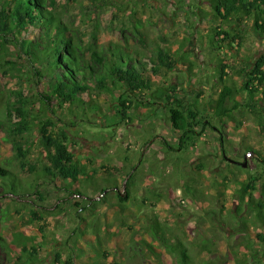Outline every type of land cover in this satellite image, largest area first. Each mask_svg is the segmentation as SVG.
<instances>
[{"label":"rangeland","instance_id":"374dc122","mask_svg":"<svg viewBox=\"0 0 264 264\" xmlns=\"http://www.w3.org/2000/svg\"><path fill=\"white\" fill-rule=\"evenodd\" d=\"M211 4L212 0H48L49 9L76 31L87 52L106 51L118 44L155 60L159 48L174 60L180 55L188 60L163 69L151 88L130 96L120 97L125 90L119 89L102 94L93 90L84 100L99 104L102 109L97 113L84 116L79 102L59 107L52 101L56 113L39 112L33 131L26 135L30 167L25 172L13 148L17 137L0 128V157L11 160V168L22 178L38 179L37 174L52 166L40 133L41 125L48 123L49 132L84 167L80 183L109 180L112 188L120 185L123 196L127 190L130 193L125 212L112 205L118 198L116 190H111L97 205L95 216L79 212L86 218L83 221L75 217L72 206L81 196L64 188L72 181L53 177L51 182L49 176L48 183L39 187L45 201L33 196L37 215L31 213L33 201L9 199L1 204L9 213L8 245L0 247V264H69L71 259L75 264H176L181 254L178 240L187 245L191 264H264V224L253 207L242 205L241 209L240 204L242 186L253 177L258 179L250 192L256 201L264 202V75L257 71L264 57V38L256 33L252 18H202L199 7L211 11ZM214 29L232 31L224 37L221 50L211 44V39L223 38ZM31 37L23 34L22 38ZM7 47L10 60L18 65L0 68V116L5 115L7 100L23 92L34 102L33 96L44 92L49 83L36 75L39 64L22 44ZM221 67L226 70L224 83L237 89L232 103L237 100L240 106L234 122L213 117L212 105L222 89ZM260 70L264 71V65ZM170 94L182 99L198 119H210L219 129L203 131V125H197L196 130L203 132L200 136L186 140L183 149L167 148L164 140L178 148L181 135L169 120ZM219 131L226 138L223 145ZM245 161L247 167L240 164ZM84 190L90 197L101 198L92 186ZM155 216L176 239L170 243L173 251L153 239L150 225ZM19 231L37 236L36 250L23 251V244L14 240ZM141 239L157 246L160 258L139 244ZM97 249L108 256L97 257Z\"/></svg>","mask_w":264,"mask_h":264},{"label":"trees","instance_id":"16d2710c","mask_svg":"<svg viewBox=\"0 0 264 264\" xmlns=\"http://www.w3.org/2000/svg\"><path fill=\"white\" fill-rule=\"evenodd\" d=\"M211 5V11L199 7L202 18L213 17V19H217L221 17L224 21H228L233 15L237 16V21H241L244 17L252 18L256 33L264 38V0H212ZM214 32L218 36L223 35L222 40H217V42L211 39V44L221 50L225 46L224 37H228L232 34V31L214 29ZM23 34H33V37L24 39L22 38ZM233 39H238V36ZM9 44L17 48L19 44H22L26 48V53L32 55L35 62L39 64L38 67L36 66V75L40 78H47L49 82L44 92L33 96L34 102L32 98L26 97L23 92L19 98L7 100L4 104L5 115L0 116V128H6L8 134L17 137L13 141V148L17 150L16 157L23 172L29 170L30 167L26 159L27 150L24 145L26 135L33 131L40 117L39 112L49 114L51 110L56 113V110L50 104L52 101L58 102L59 107L65 104L72 106L79 102V104H83L82 112L84 116H87L90 112L97 113L102 109L101 106L94 100L88 103L84 100V97L90 96L93 90H98V94H102L105 90L114 93L119 89L125 90V93H122L120 97L123 94H129L130 96L142 89L151 88L153 79L160 75L163 69H174L179 60H188L187 57L182 55L178 57L179 60H174L163 48L158 49L157 60H155L152 56L143 54L132 47L118 44H111L106 51L95 49L92 52H87L82 38L78 36L76 31L49 9L48 0H0V68L14 66L12 68L15 69L18 63L10 60L11 55L6 52ZM228 44L232 46V43L228 42ZM263 65L264 57L258 62L257 66V71L264 75V71L260 70ZM218 72L222 89L212 105L213 117L218 120L226 119L234 122V113L240 106L237 100L232 103L237 89L224 83V74H226L224 67H221ZM172 98L175 100L173 103ZM168 101L169 120L175 131L181 132L178 148H174L167 143V140H164V145L170 150L183 149L186 140L200 136L203 132L196 130L197 125H203V131L219 129L210 119H198L197 113L188 109L184 101L178 96H168ZM36 103L40 104L38 108ZM128 103L131 102L128 101ZM122 105L126 108L130 107L127 106L126 102H122ZM49 119L50 117H48L47 122H49ZM82 121L86 120L82 119ZM47 124L43 123L41 125L40 133L44 146L52 158V166L46 167L42 173L37 174L38 179L29 181L22 178L17 171L11 168V160L9 162L3 161L0 157V247L8 245L5 231L9 213L8 207L2 208L1 204L9 199L30 202L33 201L35 195L40 201H45L46 198L40 192L39 187L44 183H48L46 178L49 176L52 177L51 182L55 181L54 178L72 181L65 183L64 188L69 194L81 196L80 202L72 203V206L76 207L75 217L83 221L86 218L79 212L87 211L95 216L97 205L106 199L111 190H116L115 193L118 198V203L112 205L117 206L121 212H125L126 203L130 200L129 190L123 196L120 193V185L119 187L116 185L117 189L112 188L109 180H105V184L92 179L80 183L79 177L81 173H84V167L76 163L72 152L67 149L62 141L57 140L49 132ZM72 124H75V122H72ZM220 138L223 145L226 142L223 132H220ZM248 149L254 150L253 148ZM262 160L264 161V158ZM257 179V177H253L254 181ZM253 180L244 183L242 186L241 209H243L242 205L253 207L257 220L264 224V202L256 201L252 192H250L255 183ZM91 186L95 191L100 192L101 198L88 196L87 191L84 189ZM33 204L35 206L31 209V213L37 215L38 212L35 209L37 204L35 201H33ZM150 226L153 239L161 242L169 251H173L170 243L172 240L176 241V239L172 234H168L163 230L157 216L152 218ZM96 232L98 233V229ZM81 233L84 234L85 231L82 230ZM14 240L23 244L24 252L28 249L36 250L34 246V242L37 241L36 235H26L24 232L19 231L14 234ZM141 242L149 248L154 256L160 258L161 251L157 246L145 239L139 240L138 243L141 244ZM177 245H179L178 249H180L181 254L176 264H191L193 258L188 252L187 245L181 240L177 241ZM96 256L107 257L108 253L97 249ZM75 262L71 259L69 264H75ZM113 264L121 263L114 261Z\"/></svg>","mask_w":264,"mask_h":264},{"label":"water","instance_id":"95a60500","mask_svg":"<svg viewBox=\"0 0 264 264\" xmlns=\"http://www.w3.org/2000/svg\"><path fill=\"white\" fill-rule=\"evenodd\" d=\"M231 162H233V163H236V161H234V160H230ZM243 167H247V165H248V162L247 161H245V162H242V163H240Z\"/></svg>","mask_w":264,"mask_h":264}]
</instances>
